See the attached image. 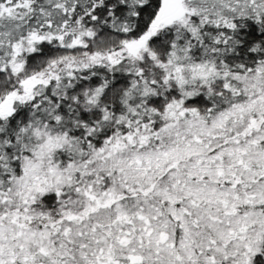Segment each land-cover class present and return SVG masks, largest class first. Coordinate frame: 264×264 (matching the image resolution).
I'll return each mask as SVG.
<instances>
[{
	"label": "trees",
	"instance_id": "obj_1",
	"mask_svg": "<svg viewBox=\"0 0 264 264\" xmlns=\"http://www.w3.org/2000/svg\"><path fill=\"white\" fill-rule=\"evenodd\" d=\"M187 3L0 0V264H264V0Z\"/></svg>",
	"mask_w": 264,
	"mask_h": 264
},
{
	"label": "rangeland",
	"instance_id": "obj_2",
	"mask_svg": "<svg viewBox=\"0 0 264 264\" xmlns=\"http://www.w3.org/2000/svg\"><path fill=\"white\" fill-rule=\"evenodd\" d=\"M169 0H162V5L164 4V2H167ZM178 2V11L177 13L171 15V16H167V17H161L160 13L159 15L156 17L154 23L156 24V28H165V27H170V26H181L186 24L189 19L190 16L192 14V9L189 7L187 0H176ZM9 6L7 5H0V10L1 11H8ZM41 37L36 36L34 34L30 35L28 38H24L22 40H20L19 42H17L16 44H14L11 47V61L10 64L8 63L9 67H10V71L14 74V75H18L19 72L22 71V66H23V62H24V58H23V54L25 51L34 48L33 43L36 40H40ZM130 44V41H129ZM132 45V44H131ZM133 50L136 51V53H138V49H134V47H132ZM38 79L35 78L34 76H28V77H21L19 79V88L18 89H14L11 90L8 94H6L1 100H0V111L5 113V114H10L13 110V105L15 102H20L23 99L27 98V96H29L30 94L33 93V88L36 85ZM200 232L202 233V231L204 233H208V230H203V229H199ZM215 235H213V238L217 241V240H222L224 237L220 232H214ZM147 235V234H146ZM156 235L152 234L147 236V249H144L143 251H149V253H152V249H153V241ZM142 238H145V234L142 233L141 235ZM216 243V242H215ZM214 247V249H218L217 247H215V244L212 245ZM117 247V249H116ZM161 252L163 253V251L165 252V249L163 248V246L161 245L160 247ZM106 250V248H104ZM114 249L117 251V253L120 255H126L128 252L127 247H123L120 244H115L114 245ZM114 250V251H115ZM137 251L140 250V248L136 249ZM222 250V249H221ZM223 251V250H222ZM105 257V255H104ZM3 262V261H2ZM4 263V262H3ZM144 263V261H143ZM150 262L148 260H146L145 264H149ZM5 264V263H4Z\"/></svg>",
	"mask_w": 264,
	"mask_h": 264
},
{
	"label": "water",
	"instance_id": "obj_3",
	"mask_svg": "<svg viewBox=\"0 0 264 264\" xmlns=\"http://www.w3.org/2000/svg\"><path fill=\"white\" fill-rule=\"evenodd\" d=\"M178 11V2L176 0H169L167 2H164L160 9V16L161 17H167L171 16ZM130 46V45H129Z\"/></svg>",
	"mask_w": 264,
	"mask_h": 264
}]
</instances>
